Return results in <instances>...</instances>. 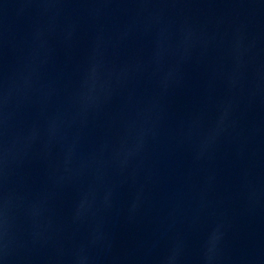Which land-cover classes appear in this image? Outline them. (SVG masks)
Instances as JSON below:
<instances>
[{
    "label": "water",
    "instance_id": "water-1",
    "mask_svg": "<svg viewBox=\"0 0 264 264\" xmlns=\"http://www.w3.org/2000/svg\"><path fill=\"white\" fill-rule=\"evenodd\" d=\"M0 264H264V0H0Z\"/></svg>",
    "mask_w": 264,
    "mask_h": 264
}]
</instances>
